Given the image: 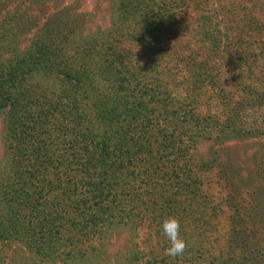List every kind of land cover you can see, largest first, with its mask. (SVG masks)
<instances>
[{
  "label": "trees",
  "instance_id": "obj_1",
  "mask_svg": "<svg viewBox=\"0 0 264 264\" xmlns=\"http://www.w3.org/2000/svg\"><path fill=\"white\" fill-rule=\"evenodd\" d=\"M48 2L0 0V264H100L118 229L104 264H264V156L255 184L213 148L264 140V0H110L93 30Z\"/></svg>",
  "mask_w": 264,
  "mask_h": 264
},
{
  "label": "rangeland",
  "instance_id": "obj_2",
  "mask_svg": "<svg viewBox=\"0 0 264 264\" xmlns=\"http://www.w3.org/2000/svg\"><path fill=\"white\" fill-rule=\"evenodd\" d=\"M48 3V5L56 4L61 10L66 9L64 11H67L69 15L81 17L84 26L90 30L107 26L109 23L110 0H51V3ZM211 144L206 142L201 149L203 150ZM213 148L217 150L220 160L230 162L237 169H240L239 166H241L246 171V174H249L247 176L248 180L251 177L253 183H258L255 180V170L264 156V140H231L221 144H214ZM110 236L105 244V250L98 256L100 264L106 263V260L113 258L114 255L119 253L123 254L125 251L129 237L128 233L123 229H118Z\"/></svg>",
  "mask_w": 264,
  "mask_h": 264
},
{
  "label": "clouds",
  "instance_id": "obj_3",
  "mask_svg": "<svg viewBox=\"0 0 264 264\" xmlns=\"http://www.w3.org/2000/svg\"><path fill=\"white\" fill-rule=\"evenodd\" d=\"M163 234L169 241V247L165 250V255L177 258L184 256L188 242L181 236V223L175 216H169L162 223Z\"/></svg>",
  "mask_w": 264,
  "mask_h": 264
}]
</instances>
